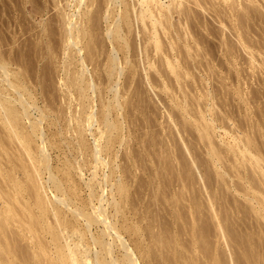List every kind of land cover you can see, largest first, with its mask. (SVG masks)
<instances>
[{"label":"rangeland","instance_id":"1","mask_svg":"<svg viewBox=\"0 0 264 264\" xmlns=\"http://www.w3.org/2000/svg\"><path fill=\"white\" fill-rule=\"evenodd\" d=\"M67 1L68 0H0V55L2 54L1 56H3L5 54V56H6V57L4 56V58H2L4 60H2L1 57H0V60L3 61V62L5 61L6 65L7 64L9 65L7 68H9L8 69L9 72L11 71L10 74H14L17 71H18L17 73H19L22 70L23 75L26 74L28 76V77L27 76H23L21 74V77H24V78L26 77L27 79H24L25 81H23V78L21 79V77H18V78H20V80H22V81H19V79L17 78V76H20V75H18V74H16L17 76L16 75H11V77L9 75L8 79L11 80L12 82H13V80L15 78H17V80H18L17 82L18 83L19 82H22V83H19V86L20 87L18 86V83L17 84L16 83H13V84H16L17 85L16 87H10V85H7L6 86L4 83H2L3 81L5 82L7 79L5 80V78L1 77L2 76V73H0V75H1L0 76L1 77L0 80L1 79L3 80L0 83V90H1L0 96L3 94V98L1 96L2 99L0 98V102L3 99H4V101L7 100V98L9 97V95H10L11 98L12 97H14V98L17 97L18 98V96H15V95H18V94H16V92L14 91V88H18V87L21 88L24 84H26L27 86L24 85L23 87L26 86V88H27V90L29 92L31 90L30 93H32V95H33V97L30 99L32 101L31 103L34 102V104H33V105H35L34 107H38V110H35V108L34 109L33 108L31 109V112H32L31 114L33 116V117H31L32 120H35V118L40 117V114H41L40 112L41 111L42 112H45V114L48 115V117H49V118H47V120L45 119L43 121L42 127L45 126L44 129H45L46 137L48 138V140H51V138L53 137L52 140H53V142L55 141L54 143L52 141L51 142L49 141L50 144L48 145V147H49L50 145L52 146V145L55 144L54 146L56 147L55 148L54 146H52L53 148L52 147L48 148V149H52V151L49 152V155L50 154L52 155V158L50 156L51 160L49 161V164H51V166L53 165L52 166V169L54 168V169H57V171H58L59 168H61V166L63 167V166H65V164L66 165H69V164H67L68 162H66L67 160L65 161V158H72L73 159L72 156L75 155V154H77V152H74V154H73L71 151H72V148H73V145H74V143H73V135H76L73 132V126L76 127V124H77V123L74 124V122H77V120L73 122V115L75 116L76 112L80 109L79 106H81L84 103H86V104H84V106H86V108L84 110L85 111L84 112V117H87V115H86L87 113L86 112L90 113L91 111H93L92 108L90 110V107L87 108V106H90V104H92V106H93V104L94 105L97 104L98 100L101 99L99 101L100 103H98L97 106L98 105H101L102 106V104L104 102L111 103L110 104V106H111L110 107V109H111V115H110L111 116V120L113 122H115V120H120L121 122L119 121V122H115V123L117 125H119V123H120L121 126L120 125L119 126L120 127H123V129H124L123 130L121 128L123 130V132L120 129V131L117 132V134L115 133L117 135V138H116L115 142L116 143L118 142L117 144H119L121 142V140H122L121 139L122 138L121 135L124 134L126 136V137L123 136V137H125V142L123 143V145L121 147L119 145H117V144H115L114 147H113V150L115 149L114 150L115 153H116V150L119 151V158L118 159H113L114 158L113 157L114 156V153H112L113 156H108V161L111 160L109 162H112V160H113L117 164L120 163V168L117 169L118 171L116 170V173L117 174H120V173L123 174L125 172L122 175L123 182L126 183V182L129 181L130 183H132V184H130L128 182L126 184L129 185V186H126L125 185L126 188H127V190H130L129 192H131V193H128V195H129V197H128V199H129L128 200L129 201V205H131V206L136 205V206H134L136 208H134V207L133 208L136 209L135 212H137V214L139 213V215H137V220H138V217H139V219L140 218L141 219L144 218V220H142V221L140 220L142 223H140V221L138 222V221H131L130 220L131 221L130 222L128 220L125 223L123 222L124 223L123 227L121 226L122 228L125 227L123 229V230L126 229L125 230L126 232L123 231L124 232V235L126 236L127 241L131 244V247L135 250V254L139 257V259H140V261H141L142 264H172V263L173 264H188L189 261L187 263H185L186 260L188 259V260L192 261V258L193 257L190 259L191 256L188 257L187 255L190 254V255L193 256L192 253H194L196 251H198L197 252L199 254L198 257L199 256L201 257V258L199 257V260L201 261V259H204L205 258L204 253H203V255H202V253H199L200 252L199 250H201L202 252H205V250H204L205 249V247H204L205 246L204 245L205 240L204 239H207L208 240L206 246H208L210 249H214V250L217 249L216 251H218V249H219V252L221 251L220 253H223L221 255L229 254L228 253V251L230 250L229 247H228V249L225 250V251L228 250L227 252H225V253L223 252L224 251V247L226 246L225 245L226 242L223 241V240L224 239L225 240H227V239L230 240L229 237H228V236H231V235H228L229 234V230H230V234H233L232 232H234V235H235V232H236L237 236H238V233L239 232L242 233V230H245L244 232L247 231L246 232L245 239H247L246 237L250 238L252 236V234L256 231L253 234L254 241L256 242V240H257V242H258V243H256L257 244L256 245V248L258 249L259 248L258 246H261V247L263 246L262 247L263 249L260 248L261 249L260 251H261V253H264V252H262V251H264V233H263L264 232V229H263V227H264L263 226L264 225V219H261L264 216V210H262L263 213L262 212H258L259 211V210L257 211L258 205L257 204L254 205V201L252 200L253 201L252 202L249 198H247V197H249V196H247V193L248 194H251V196L252 195L255 196L258 200L261 199L260 202H262V200H263L262 203L264 204V176H263L264 174L260 170H258V168L256 167V166H258L257 163L254 164L255 162H250V161H252L251 159L249 161L250 163L247 161V159L249 160L250 155H249V158H248V155H247V157H246L247 159H245V160L243 159L245 161L244 164L246 166L244 165V167H243V165H241L242 166V168H241L239 166V163H237L238 161H235L236 159H238L235 156L238 155V154H240V150H237V151L235 150V153L236 154H234L233 153L234 150L230 149L231 143H233V140H232L233 138L231 137V139H230V137L227 136L228 139H230V140H228L227 137L225 136L226 135V132L228 134L231 133L229 135L235 137V139L237 138L236 140L238 142H241V139L240 138H242V137H243L242 139L244 140V142H246L245 140L251 139L250 140V143L247 144V145H249L250 148H251V146L254 145L253 146L254 149L256 148L257 150H252V151L257 154L258 158L259 157L261 158L262 155L260 156V154H263L264 155V151H263L264 150L263 149L264 148V62L262 61V60H264V58L262 59V56L264 55V33H263L264 32V0H260V1L257 0L259 2H257L256 0H254V1H256V3L253 1V5L250 4L252 2H248L247 0H244V2H243V0H239V2H240L239 5L242 6V4L245 3V7L243 6L244 8H247L246 5L247 6H252V9L253 10L251 9V7H250V10L247 9L248 10V12H247L248 14L251 13V10H252V12H253V13H251L252 15L251 14H249V15L246 14L245 15L246 12H244V11H243V13H241L243 7L241 8V6H239V7L237 6L239 8L238 9L236 7V5H238V4L237 3H236V5L233 4L234 2H236L238 0H235V1H233V0L231 1L230 0L229 1L230 4L228 3V5H229L230 8L228 7L227 3H226V5H227L228 8H226L225 3H223V2H225L224 0H222V1L221 0H211V1L210 0H201L202 3H203V5H204V7L201 5L202 3L199 4V3L191 2L193 0H191V1L189 0L190 2H189L188 7H191V8H188L187 7L189 10L186 9L187 12H185V13L188 14L187 15L188 17L190 16L189 13H191L192 11H193L192 13H195L196 15H194V17L193 16L192 17L190 16L191 22H190L189 18L187 19L189 21H187V23H185V25L187 26V24L190 22L188 24V27H186V26L184 27V24L182 25L180 19L178 18L180 16L175 15L174 21L177 22L179 20L180 23H178L179 22L178 21L174 25L175 27L174 26H173V28L170 27V29H173V30H170V31L172 32L171 35H173L174 39H175V36L176 37L181 36L180 37V40L178 38L175 39V40L178 39V41H176V43H174V44H177L178 43V45H175V46L176 47L179 46L177 48L180 49V50H182L183 52L185 51V50H183V48L186 45L190 46L189 44H192L193 43L194 46H195V43H194L195 40L194 39H196V40L199 41V43L197 41H195V42H197V44H196V46L198 47L197 49L202 50V52L201 51H198V52H200L202 54V56H200L201 54L198 53L197 50L194 51V49H196V47H194L193 44H192L193 47L191 46L192 49L190 50V52H193L194 51L193 54H195V52H197L192 57V59L194 58L195 61L191 60V57H189V55H191L192 53L191 54H188L189 51H188L187 48H186V51L184 52V53H187V55H188L187 57L184 56L185 54L182 51H179V50L178 51H179V54L182 53L180 55H182V56L185 57V58L182 57V58H184V59H182V61L185 60V62H188L189 65L193 64V67H194L196 65L195 63H196V60H197V63H199L200 65L197 64L196 66H201V68L198 67L201 70L196 69L195 67H194L195 68L194 69L192 67L191 69L192 70L194 69L192 71L190 69L191 66L189 67L188 64H187V66L189 67V68L187 67L188 70H191L192 71V75H195L193 77L191 75L188 77L186 75L187 74L186 73L187 71H186V68H185L186 65H184L185 67L183 68V70L185 69V73L186 74L184 75V73H183L184 71L182 72V69H181V73H183L184 78L186 76V78H185L186 80L183 78L184 80L181 81V79L183 77L182 76L181 79H180V81H178L179 83H176L177 82V79L175 80V78H174L175 76L173 77V76H171V74H169L170 71L168 69L166 70L165 69L166 67L163 68L164 69L163 70V73L162 72L159 73L160 75H162V74L164 75L165 74V76L163 78H161V76H158L159 70L162 71V69L157 68V67L161 63H164V64H161L162 67H164L166 65L165 64V61H164L165 56H164V54H161V55H163L161 57L162 58L164 57L163 58V61L164 62H162L161 61L162 58L161 57H158L160 55H158V54L155 55V53H153V49H152L151 45L149 47L151 49V50L149 49L150 56L152 57V54H154L153 59L154 60H157L158 58L159 59L161 58L160 59L161 62H159L160 64L158 66H156V68L159 69L158 72H156L154 70V68L153 69L150 68L151 70L150 69L147 70L148 71V74H147V71H145V69H148V67H147L148 64H147V60H144V58L146 56V53L143 50L144 49L143 47H145V45H146L145 40H144L146 34L143 35L144 32L142 30L143 28L141 27L142 25L138 24L137 22H135V23L133 22L134 23L133 24L132 21H134V20H132V19H134V18H131V24H132L131 30L132 31L135 30V31L134 32H132V31L130 32V34H132V35L129 34L130 35V37H129L130 39L129 40L131 41L130 44H134V45L137 44V45L136 46L133 45L134 48H135V52L136 53L134 52V54H131L130 56L132 58L131 59L132 64L134 66H136V68L137 67L138 68L137 69H134L135 67L132 66V64H128V66L131 65L130 68L131 67L132 68L134 67L133 68L135 70V71L133 70L134 73H136L137 71L138 72L136 73L137 74L136 76H135V74L134 75L131 74L132 73L131 72L132 70H130V68H128V66L126 65V70L127 69L128 70L125 71V72L128 73V76L131 74L132 77H134V76L135 77L132 78V77H130L131 76L130 75L129 78L132 79V80H129L128 81L130 83L127 84V85L122 84V83H125L126 81L125 82H123V81L124 80H127V78H128L127 77V74L125 73L126 76L123 75L122 79L125 78V77L126 78L124 80L121 79L122 81L120 80L119 83L117 82L119 84L117 86V88H119V93H120V99H119V101L121 102V104H123V109L122 110L124 112L123 111H121V112L118 111L117 108L113 109V107H116L114 105V102H113V99H112L113 98V95H112V93H109V91L105 89V88L109 87L108 84L110 85V83L109 82H106L107 80L104 77L103 78H100V79L102 81L103 80H106V81L105 82L103 81V83H101V80H99L98 83H100V85H101V86L99 85V88L102 87V85L105 84V83H106V87L104 85V87L103 88H100V90L98 92L96 91V93H100L99 94L100 98H96V100L90 99L91 98L90 97V94L92 93V95L94 96V93L92 91H89V93L87 92L88 94H86V91L85 92L82 91L81 88H80V90H81L82 94L77 93V91L78 92H80V91L78 90L79 88H77V87H79L78 82L76 83L78 86L74 84L77 81V80H75L76 79V76H74V75L75 74L77 75V73H75V71L77 72V70H79V69L76 68L77 66L74 67L73 62H72L73 61L72 57L74 55L73 53H75V52H73V47H70V49H68V52H67V50H65V48H66V43L65 42H66V39L67 38L66 37H63L66 34L63 35L65 32L63 33V31H62V30H64L66 28V26L64 24L65 22L63 21L64 20V17H66L65 15L67 14V12L69 14H73V0H69L70 2L69 1L67 2ZM241 1L243 2L242 4H241ZM133 2H132V0H128V3L130 5L129 6L130 9H131V6H134L133 4H135V1L134 0H133ZM186 3H188V2H185V6H186ZM193 3H195L196 5H193ZM231 3L235 6V8H236L235 11H233L234 8L231 5ZM254 3H255L256 6L254 5ZM197 4H199L201 6L199 7V6H197ZM95 6H96V4L94 5V7ZM231 7H232V11H233L234 14L237 13V11L239 12V10H240L241 12H239V14H241V16L244 15L245 16V17L243 16L244 18L250 17V18H247L246 20L244 19L245 20V23L247 22V20H249L248 23H246V26H247V24L249 25L247 27L250 28V26L252 25V28H250L251 30L250 29H247V27L244 26L245 29H246V30L244 29L246 31V33H247V30L248 31L250 30V33L248 32L247 33L248 34L247 36L245 34L246 37L243 35L245 37L244 40H247V42H248V40H250V41L252 40L253 41V44H252V41L251 42L249 41V42H250L251 45H254V46L251 47V45H249V43L247 44V42H246L248 49L245 48L241 44V42H240V44L237 43V40L238 39H236L237 37L234 36V34H236L235 33L236 30H234V32L232 34V29L231 28H234V26H232V23L233 22H228V21H231V17L230 16L233 14L232 11L230 10ZM95 8H93V11L96 10ZM254 8H256V9H254ZM244 10L247 11L246 9H244ZM207 11H208V13H207ZM229 11H231V12H229ZM213 12H215V14ZM218 12L221 13L220 15H222V17L221 16L220 17L218 16V14H219ZM64 13H65V15H64ZM216 13H218V14L216 15ZM230 13H231V15H230ZM259 13H260V15H259ZM235 15L237 16L238 13L235 14ZM241 16L238 15L239 18H242L243 19V17H241ZM133 17H135V16H133ZM61 18H63V20ZM224 18H226L225 20L226 21L228 20V21L225 22ZM192 19H195V20H192ZM221 19H223L224 22ZM241 20L238 19V22L237 23H240L241 24L242 23ZM249 22H250V24H249ZM245 23L243 25H245ZM139 25H140V28H142V29H140L138 27ZM179 25H180V27H176V26H179ZM189 25H191V26H189ZM241 25H240V27H241ZM257 25H259V26H257ZM181 26H183L184 28H186V30L185 29L183 30V27H181ZM226 26H229L230 28L229 27H226ZM100 27H101L100 29L105 30L107 28V23L105 21L104 22H100ZM180 28H182V29H180ZM187 28L188 29L189 28L191 29L190 32L192 30H193L192 32L195 31L194 32L195 35L191 34L192 32L189 33V31H187L188 30ZM241 28L243 29V27H241ZM177 29L179 31L182 30V31H180L181 35L178 34L179 31ZM253 29L255 30L254 32H253ZM244 30L241 31V32L242 33L245 32ZM101 31H99V32H101ZM170 31L168 30V32H170ZM177 31H178V33H176ZM186 31L188 32L187 34H188V36H190V39H188L189 37L187 35L186 36L188 38L185 36V32ZM161 32H162V30H161ZM138 33H140V34H138ZM223 33H224V35H223ZM133 34H135V35H133ZM182 34H184V36H182ZM161 35H163L161 37L163 39H165V40H163L161 38L163 40L162 42H165V45L164 46L170 45V43H171L170 40L171 41L173 40V38L171 39V37H170L171 35L165 34V35H167V36H165L164 33L161 34ZM194 36L197 37V38H195ZM205 36L207 37V39H206ZM221 36H225L224 37V40L227 37L228 40H229V42H231L232 44L231 43L230 44L227 43L228 42L227 38H226L227 41H223L222 40L223 37L221 38ZM166 37H168V38H166ZM169 37H170V40H168ZM247 37H250V38H247ZM63 38H65V39H63ZM185 38L187 39V42L185 40H184V42H183V40H181V39H185ZM133 39H134V41H133ZM175 40H173V42H175ZM47 41H49V42H47ZM188 41H190V43ZM261 41H263V43ZM140 42L142 44H140ZM185 42H186V44H184ZM200 42H202L201 45L203 44L201 48L199 47V46H201V45H199ZM221 42H226L227 43V46L229 47V45H230V47L229 48L228 47H225L226 46V43L225 44L222 43L223 46H224V48H226V51H225L222 48L223 46L221 45ZM238 42H239V40H238ZM254 43L257 45L256 46L257 48H253V47H255V44ZM233 44H234L235 47L234 46H231ZM259 45L260 46L262 45V46L260 47ZM20 47L22 48L23 52L18 53L19 50L21 51V48ZM180 47H183V48H180ZM242 47H244V51H243V48ZM139 48H141V49H139ZM205 48L207 50H205ZM230 48H232L231 49L232 51H230V53L233 56L231 54H229V52L227 51ZM249 48L251 50H249ZM259 48H260V50H259ZM16 49H17V51H16ZM221 49L223 51H225V54L226 55L224 54V52ZM245 49H246V51H245ZM256 49H258L259 51L256 50ZM142 50L144 51L145 54L142 52ZM166 50H167V46H166ZM234 50L235 51L237 50L239 53L237 51L236 52L239 55L236 54V52ZM247 50L250 51V52H248ZM64 51L67 52V53H69L68 56H67V54H66V56H64L65 55ZM104 51H106V50L104 49ZM151 51H152V53H150ZM233 51H234V53H235L236 56L238 55L237 57L234 56ZM3 52H4V54H3ZM10 52L12 53V55H11ZM244 52H248V54L249 53H252V52H255V55H253V56L256 57V58H254V59H256V61H254V59L251 57L252 54H249V57L251 59H253V60H251L250 58H247L248 57L247 56L246 57V61H248L247 59H250L251 61L249 60V63L252 62V64L251 63L248 64V62L245 63V61L243 60L245 57L243 58L242 56H240V55H245L246 56V54ZM259 52H262V53H259ZM16 53H18V54H16ZM22 53H26V54H24V56H23ZM227 53L229 54L230 58L232 59V60L231 59L230 60L231 61H234L233 63H234L235 66H237L236 68L233 67L232 62L229 60V56H228ZM7 54H8V56H9L10 59L7 57ZM207 54H212V56H211L212 58L209 55H207ZM69 55H71L72 57H70ZM205 55H207L209 57H207ZM10 56L11 57L13 56L12 57L13 59ZM156 56L158 58H156ZM197 56L198 57L200 56L201 58L199 57V59H198ZM239 56H240L241 59H239ZM206 57L208 58V60L210 58L211 59V62L214 61L215 64H213L214 62L213 63L210 62L209 65H206L208 63L207 62L208 60H206ZM104 58H105V56H104ZM106 58H107V56H106ZM236 58H238V59H236ZM180 59H181V57H180ZM186 59H187V61H186ZM201 59H203V61L205 63V67H204V63H200V62H202ZM15 60H18V62L15 61ZM101 60L103 61V63L105 62V59L103 60V58L102 59L100 58V63L102 62ZM188 60H190V61H188ZM227 60L230 61L231 64L228 63ZM237 60L240 61L241 63L238 62ZM11 61H13V62H11ZM133 61H135V63H133ZM261 61H262V64H261ZM3 62H1V63H3ZM15 62H17V63H15ZM71 62H72V65H70ZM154 62H156V61H154ZM185 62H184V64H186ZM189 62H192V63L190 64ZM255 62H257V63H255ZM103 63L102 64H99V63H96L95 64L94 62L93 63L90 62V66H89L90 68H89V70H90V72L93 71V70H95L96 75L98 73L97 80L99 79V73H100L99 70L105 69V66L103 65ZM235 63H237L238 65H236ZM157 64L158 63L156 62V65ZM95 65H96V68L94 67ZM97 65H98V67H97ZM99 65H102V67H104V68H102ZM211 65H213L212 68H211L212 71L210 70L211 71L210 74L207 75L209 73L208 72L209 71L208 69L211 67ZM251 65H254V66H251ZM261 65H263V66H261ZM206 66H208V67L210 66V67L209 68L208 67L206 68ZM44 67H45V69H44ZM144 67H145V69H144ZM203 67L206 68L208 71L205 70V69H203ZM213 67L216 68L215 71H217L219 75H217V72H214L213 73V71H214ZM92 68H93V70H92ZM237 68L239 69V71H238ZM25 69H26V71H25ZM102 70H101V73H102ZM165 70L168 71L167 72L168 75L166 74ZM202 70H204V71L202 72ZM96 71H98V72H96ZM128 71H130V73ZM237 71L240 74H237L238 73ZM73 72L75 73L74 75H73ZM93 73L94 72H92V74ZM149 73L151 74V78H150L151 80L150 79L148 80V77H150L149 76L150 75ZM141 74H143V75H141ZM166 75L168 77V80L166 78ZM228 75H229V77H228ZM73 76H74V79L71 78ZM94 77L96 78L95 75H94ZM155 79H158V80H155ZM26 80H27V82H26ZM97 80H96V82H97ZM170 80L172 81L171 83H173V84L170 83ZM14 81L16 82V80H14ZM168 82H169L170 85L168 84ZM158 83H159V85H158ZM163 83H165V85H167V86L164 87ZM180 83H181L182 86L179 85ZM197 83H198V85H197ZM1 84L2 85H5V86L2 87ZM6 84H8V83H6ZM21 84H23V85L21 86ZM66 85H69V86H66ZM130 85H132L133 87L132 86L130 87ZM73 86H75L76 89H77V90H75V87H74V90H75V93L74 94H73V92H74ZM96 86L98 88V85H96ZM170 86H172V89H170L171 88ZM180 86H181L182 89L178 88ZM206 86H207L208 89L206 88ZM6 87H8V88H6ZM127 87L129 88L128 90L126 89ZM162 87L165 88V89L166 88H168V89L165 90ZM4 88H5V91H4ZM11 88H12V91L14 93L11 91ZM2 89H3L4 93H3ZM6 89L7 90L10 89V90H8V92H10V93H8L6 91ZM101 89H105L104 92L105 91L106 92L105 93L104 92L101 93L100 92ZM135 89H136V91H135ZM169 89H170V91H169ZM202 89H203L204 92L202 91ZM209 90H210V92H209ZM107 92H108V94L105 95V96H103ZM5 93L6 94L8 93L9 95L7 94L5 96ZM207 93L210 94V97H209V95ZM83 94H84L83 100L82 99L81 100L78 99V98H81V96ZM101 94H102L103 97H105V101L103 100L104 98L101 97ZM77 95H78L77 99L80 100L82 103L84 101V98L90 99L89 101L88 100L87 101L88 102L91 101V102L88 103L86 101V99H85L86 102L84 101L83 104L82 103L80 104V101H78L74 97V96H77ZM87 95H89V98L86 97ZM206 95H208V96H206ZM72 97L75 98L76 100L73 99ZM208 97H209V99H208ZM14 98H12V99H14ZM29 98H30V96H29ZM34 99H36V101ZM243 99H245V100H243ZM210 100L212 102H210ZM194 102H196V103H194ZM209 105H212V110L208 109L209 108ZM97 106L95 108H97ZM101 106H98V108L95 110L96 113H98V111H99L100 116H102L101 115L102 112L104 113V111L106 110L105 107H103V106L101 107ZM181 106H184L185 107V110L189 106L188 109H187L188 111L186 110V111L182 112L183 107H181ZM100 107L102 108V112H100L101 111L100 110L101 109ZM191 107H193V108H191ZM103 108L105 110H103ZM194 111H196V112H194ZM119 112H120V114L122 113L121 116L119 115ZM123 114H124V116H123ZM204 114L206 115V117H211V118L213 117L215 119L214 121L217 122V123H214V126L216 124V126H215L216 130H215L214 126H213V128H214L213 130L214 131L212 130V133L213 134L210 136V139L213 141L212 143L210 141V146H211V144H213L211 147L214 148V149L217 148L216 151L217 150L219 151V153L221 155V160L224 159L223 162L220 161V164H216L214 162L213 158L210 157V155H208L209 154V145H207V144H209L207 142L208 140H205V139L202 140L201 137H200L199 128L204 129L205 126H203L204 128H202V125H206V123H207L206 121L202 120V117L201 116H204ZM81 116L83 117V114ZM123 117H125V118H123ZM58 118H60V120ZM56 119H57V122L58 123H60V122L61 123L58 124L57 122L56 123L53 122V121H56ZM198 120L199 121L201 120L202 122L201 121L199 122ZM50 121H52L53 124L55 123L54 125H56V126L54 127V125ZM0 122H1V120H0ZM24 122H26L25 123V127H27V129H28V125H29L28 124V121L26 120ZM69 122H70V124H69ZM122 122H123V124H122ZM221 123H222V125H221ZM48 124H50V125H48ZM196 125H198V126H196ZM0 126H2V125H0ZM57 126H59V127L61 126L62 128L61 127L59 128ZM2 128H3V126H2ZM59 129H60V131H63V132H61V133H60V131L59 132H56V130H59ZM69 129L71 131L68 132ZM0 130H2L1 127H0ZM3 130H4V128H3ZM64 130H65V132H64ZM58 133H60L59 135H61L60 137L62 138V140L64 142L61 140V138L58 140V138H59ZM118 133H119V136H118ZM121 133H123V134H121ZM3 134L0 133V136L2 135V137H3ZM54 134H55V137H54ZM51 135H53V136H51ZM62 135H63V137H62ZM116 135H115V137H116ZM5 136L3 138H5ZM85 136L86 137L84 139L86 140L87 144H88L89 141H93V139H94L91 136H88V134L87 135L85 134ZM2 137L0 138V140L1 141H3V140L5 141V139H6V142H7V138L3 139ZM86 138H88V139H86ZM222 139H224L226 141H224ZM56 140L59 143L62 141L63 142L62 145H64V144L66 145L67 144V146L68 145L69 146L68 147H66V146H63L62 147V145L59 144L58 146L59 147H62V148L61 149L58 148L60 150H57V145H56L57 142H56ZM65 140L66 141H69V142L72 141L71 143L73 145L72 144H68V142H66ZM243 140H242L241 144L238 143L241 146V147L240 146L239 147L242 148V149H244V147L246 146V144L243 142ZM6 142H4V143H6ZM248 142H246V143H248ZM254 142H255V144H257L258 147L254 144ZM15 143L16 142H14V143L12 142V144H10L8 148H10L11 145H13L12 148H15L16 147V149H17L18 143L14 147V144ZM33 143L34 144L35 143H38V145L40 146V142H38V140H35V142H33ZM33 143H32V145H34ZM90 143H91V145H90ZM90 143L88 144L89 146H92L94 144L92 142H90ZM244 144H245V146H244ZM250 144H251V146H250ZM19 145H18V149H17V154L19 156H21L26 151L23 150L22 147H21V150H20L19 147L21 145L20 146ZM38 145H36V147ZM70 145H71L72 148L70 147ZM6 146H8V145H6ZM33 147L36 148L35 146H33ZM161 147H163V148H161ZM12 148H11V152H12ZM37 148H39V147H37ZM54 148L56 149V151H55ZM70 148H71V150H69ZM16 149H13V150H16ZM152 149H154V150H152ZM235 149H237V148H235ZM18 150H20L21 153L23 151H25V152L23 154H21V153H18V152H20ZM257 151H259L260 154H258ZM13 152L11 153V155H13L15 157L16 154L13 153ZM70 152L72 153V155H71ZM66 154H67V156H66ZM149 154H150V156H149ZM18 155L15 157V158H17L15 160H12V159H14V157L11 158V160L13 162H15L16 160L18 161L15 164L19 163V165H20V164H22V162H26L27 161L26 158H23V157H26L25 154L23 156H21V157H19ZM222 156H223V158H222ZM104 157L107 158V154H105ZM109 157L110 158L113 157V158L110 159ZM234 157H235V159L233 160ZM262 157L263 158H261V159L264 160V156H262ZM18 158H19V160L21 158H22V160L23 159H26V161L25 160L19 161ZM87 158L91 160V158H89V157H87ZM90 160H87L88 163H90ZM51 161H52V163H51ZM62 162L63 163L66 162V163L63 164ZM71 162H73V161H71ZM81 162L83 163V161H81ZM27 163L29 165V161ZM27 163H23V164L26 165ZM116 163H115V165H116ZM246 163L248 164V166H247ZM263 163H264V161L262 162V164ZM112 164H113V162L111 163V165ZM219 165H220V167H219ZM112 166H114V164ZM132 166H134V167H132ZM30 167H31V165H30ZM57 167H59V168H57ZM88 167L90 168L91 166H88ZM88 167H85V170L86 171H85V176H84V179H83L84 181L83 180L81 181L80 180V177L77 176L78 174H75L76 173L75 170H73V169L70 170V171L73 170L72 173H74V171H75L74 176H76L75 177L76 178V181H78V183H80L82 185H85L84 184L85 181L88 182V180H90L91 177H92V174H91V172H90V170H89ZM163 167H164V169H163ZM236 167H238V168H236ZM31 168L33 169V167H31ZM54 169H53V171L54 172H57ZM120 169H122V171ZM237 169H238V171H237ZM61 170H62V168L60 169V172L61 173H58L57 172V174H59L60 176L62 175V172L65 169L62 170V171ZM183 170H184V174L181 172ZM151 172H152V175H151ZM241 173H242V177L243 178L240 175ZM181 174L186 179L182 178L183 176ZM261 174H263V175H261ZM243 175H245V176H243ZM115 177H113V180L112 181L115 180ZM249 177L250 178L253 177V179H251V180L253 181V183L256 186H258L260 188V190H259V188H255L254 187L255 185H254V186H252V188H253V189H251L252 191L249 190V192H248V190H247V193H246V189L248 188V185L247 184H249V182L252 183V181H249ZM46 178H48V175H47ZM244 178H248V180H246ZM117 179L119 180V178H116L115 183H118L117 182L118 181ZM127 179H129V180H127ZM131 179H132V182H131ZM260 179H261V181H260ZM122 180H121V182H122ZM182 180H185V183ZM149 181H151V182H149ZM256 181L258 182L259 185L260 184L261 185L259 186ZM238 182H240V183H238ZM124 183H123V185H124ZM184 184L186 185V187H185ZM240 184L243 187L246 185L244 188H246V187L247 188L246 189H243V187ZM235 185L237 186V189H236V186ZM129 187H131V188H129ZM157 189H159V190H157ZM256 189H258V190H256ZM253 190H254L255 193L253 192ZM149 191H152V192H149ZM243 191H245V192H243ZM238 192H240V194ZM84 193H83L84 196H88L87 195L88 192H84ZM141 193H142V195H141ZM157 196H158V198H157ZM134 200H135V202H134ZM248 200L250 202H248ZM131 201H132V203L134 202L133 203L134 205L131 204ZM166 201H167V203H166ZM148 204H150V205H148ZM196 205L197 206L199 205V206L197 207ZM159 207H161V208H159ZM144 208H145V210H144ZM253 208L254 209L256 208V209L254 210ZM263 208H264V206H263ZM244 209H246V210H244ZM142 211L144 212L143 214H142ZM145 213L147 215H149V216L152 215L150 217L155 222L151 221L149 219L150 218L149 216H147V215L145 216ZM178 213H179V215H178ZM131 215L132 214L130 213V215H129L130 218L133 217V215L132 216ZM172 215H173V217H172ZM177 216L180 217V219L177 218ZM146 217H147V220H149V222H150L149 224L151 226L148 224V221L145 220ZM247 217H248V219H247ZM165 218H166V220H165ZM255 218H257V219H255ZM243 220L246 221V222H248V221L249 222L246 223ZM133 222L135 224H137V225L133 224ZM152 222H153V224L155 223L154 225L156 227L158 225V227L157 228L155 227L153 229L154 226L152 225ZM220 222H222L221 224H224L226 227L223 225L224 228L222 226V229H219V227L221 226V224L219 225ZM127 223L129 224V226H126ZM225 223H227V224H225ZM245 223L247 225H250V227L252 226L253 229H252V227L250 229L247 225H244ZM146 224H148V225H146ZM235 224H236L237 227L235 226ZM260 224L261 225L263 224L262 225L263 227ZM130 225L132 226V228L130 227ZM140 225L142 226V228H141ZM218 225H219V227H218ZM238 225H241L243 229L240 226H238ZM133 226L135 228H137V226H138V227H140V229L138 228L136 230ZM254 226L255 227L256 226L261 227V229L260 228H254ZM126 227L127 228H130V229H128L129 232H127V228ZM144 227H145V230L143 229ZM227 227H228V229H225ZM238 228H241L242 230H240ZM134 230H136V231H134ZM220 230L221 231L223 230V231L221 232ZM260 230H261L262 233L260 232ZM132 231H134V234H133ZM248 231H250L251 233H248ZM139 232H140V234H139ZM160 232H162V233H160ZM223 232H225V233L227 232L228 234L226 233V235H225V233H223ZM221 233H223L225 236L228 235L227 236L228 238L227 239L224 238L225 236L223 237V234L221 235ZM242 234H240V236ZM247 234H248V236H247ZM131 235H133V237ZM256 235H257V238H256ZM173 236H174V238H173ZM201 236H203V237H201ZM240 236H238L237 238H239ZM156 237L157 238L159 237V239L156 240ZM195 237L198 238V239H200V241H202L201 243L203 245H200V243H197V245H196V242L198 240H196ZM200 237L202 238V240H201ZM216 237H219V238L217 239ZM220 237L222 239L221 241L219 240ZM241 237L244 238V236H241ZM241 237L239 239H241V241L245 243L246 240L245 239H242ZM260 237H261V239H260ZM215 239H217V241H220L219 242L220 244ZM253 239L250 238L246 242L248 243L250 240L253 241ZM160 240H162L164 243L163 242H160V243L157 242V241H160ZM203 240H204V242H203ZM194 241H195V246L192 247L193 244H194L193 243ZM222 241L225 244L222 243ZM252 241H250V242H252ZM165 242H168V244H167L168 246H166V243ZM171 242H173V243H171ZM208 242H209V244H208ZM216 242H217V244H216ZM152 243H153V245H152ZM232 243H234V242H232ZM235 244L236 243H234L232 245L235 246L234 248H237L239 245L237 246V244L236 245ZM139 245H141V246H139ZM232 245H230L231 246L230 247L231 249L233 248ZM162 246H163V248H162ZM165 246H166V248H165ZM220 246L223 247V249H222L223 251L221 250V247ZM254 246H255V244H254ZM201 247H202V249H200ZM195 248H196V250H195ZM209 248H207L206 250L210 251ZM166 249H168L169 251L166 250ZM190 249H193L194 251H191V253H190ZM117 251L118 252H116V253H119V255H117V256L118 257L120 256L119 258H122V256H123L122 255V252L120 253L119 250H117ZM211 251H213V250H211ZM216 251L215 252L213 251L211 253L210 252H207V253H210L209 255L205 252L208 255V258H210L208 260L209 261L211 260V261L208 263L207 262V259L205 258L203 260V262L201 261L198 264H202L204 262H207L208 264H210V263L211 264H214L212 262V259H211L212 257L211 256L214 255V254H217V256L220 255V253H216ZM232 251H233V253L236 256L237 255H240V253L235 252L234 249H232ZM239 251L241 252V250H239ZM260 251L258 250L259 253H260ZM229 252H231V250ZM161 253H162V255H161ZM173 253H174V255H176L175 257L173 255ZM177 253H179V256H177L178 255ZM182 253H183V255H182ZM212 253H214V254H212ZM147 254L150 255V256H148ZM184 254H185V256H187V258H185L186 260H184ZM180 255H182L183 257L180 256ZM194 255H195L194 257H197L196 256V253ZM235 255H234V257H236ZM226 256H227V260H229L228 259L229 258L228 255H225L222 258H225ZM261 256L264 257L263 254H261ZM152 257H153V259H152ZM167 257H171V258H167ZM176 257L177 258L179 257L178 260H175ZM198 257H197V259L196 258H193L194 259L193 260L194 262L192 264H194V263L196 264L197 263L196 261L198 260ZM238 257L240 258L241 256H238ZM168 259H169V261H168ZM241 259L242 258H240V261L242 262ZM221 260H223V259H221ZM244 260H243L242 264L244 263ZM262 260H263V258H262ZM157 261H159V262H157ZM171 261H173V262H171ZM227 262L228 261H225V263H227ZM189 264H191V262H189ZM227 264H229V263H227ZM261 264H264L263 261L261 262Z\"/></svg>","mask_w":264,"mask_h":264},{"label":"bare ground","instance_id":"2","mask_svg":"<svg viewBox=\"0 0 264 264\" xmlns=\"http://www.w3.org/2000/svg\"><path fill=\"white\" fill-rule=\"evenodd\" d=\"M69 1V0H68ZM67 1V2H68ZM135 1V4H133L134 2H133V0H132V4L134 5V6H131V9H130V5H129V3H128V0H73V14H69L67 11V14L65 15V13H64V15L66 16V17H64V20H63V18H61L65 23V26H66V28L64 29V30H62L63 31V35H65V36H63V37H66L67 39H66V48H65V50H67V52H68V49H70V47H73V52H75V53H73L74 55H73V57L71 56V55H69L70 57H72V59H73V65H74V67L75 66H77L76 68H78L79 70H77V72L75 71V73H77V75L73 72V75L74 76H76V79L75 80H77L74 84L75 85H77L76 83L78 82V85H79V87H77V88H79L78 90L81 92V90H80V88L82 89V91H86V94H88L89 93V91H92L93 93H94V96L92 95V93L90 94V99H94V100H96V98H100V96H99V94L100 93H96V91L98 92L99 90H100V88H103L104 87V85H105V87H106V83L105 84H103L102 85V87H100L99 88V85H100V83H98L99 82V80H101L100 78H106V80H103L104 82L106 81V82H109L110 83V85L108 84V86L109 87H107V88H105L106 90H108L109 91V93H112V95H113V102H114V105L116 106V107H113V109H115V108H117L118 109V111H123L122 109H123V104H121V102L119 101V99H120V93H119V88H117V86L119 85L118 83H119V81L122 79V77H123V75L124 76H126V74H127V80H124L125 78H123L122 80H124L123 82H125V83H122V84H125V85H127V84H129L130 82H128L129 80H132L131 78H129V76L131 75V74H135V76L137 75L136 73L138 72H136V73H134V69H137L136 68V66H134L133 64H132V62H131V54H134V52H135V48H134V46H136L137 44H130L131 43V41L129 40L130 38V35H132V34H130V32L132 31L131 30V28H132V24H131V18H134V19H132V20H134V21H132V23L134 22H137L138 24H140V25H142L141 27L143 28H140V25L138 26L140 29H142L143 30V35H145V43H146V45H145V47H143L144 49V51H145V53H146V56L144 55L145 53H144V51L142 50V52L144 53L143 55L145 56V58H144V60H147V64H148V69H145V67H144V69H145V71H147V70H149L150 68L151 69H153L154 68V70L156 71V72H158V70L159 69H157V68H160V69H162V71L161 70H159V72H158V76H161V78H163L164 76H165V74L163 75H160L159 73L160 72H162L163 73V68H165L166 70L168 69L169 71H170V73L169 74H171V76H175L174 78H175V80L177 79V82L176 83H179L178 81H180V79H181V77L183 76V73H184V75L186 74L188 77L191 75L192 77L193 76H195V75H192V71L196 68V69H199V70H201L200 68H201V66H196L197 64L198 65H200L199 63H197V60H196V65L193 67V64H191L192 62H189L191 65H189L188 64V62H185V60H183L186 64H184V62L182 61V59H184L185 57H187L188 55H187V53H184L185 51H186V48L188 49V54H193V52L195 51V50H197V52L198 51H201L202 52V50H200V49H197L198 47L196 46V44H197V42L199 43V41L198 40H196V39H194L195 41H197V42H195L194 41V43H195V46H194V44H193V46L194 47H196V49H194V51L193 52H190V50L192 49L191 48V46H192V44H189L190 46H188V45H186L184 48L183 47H180V48H183V50H185L184 52L182 51V50H180V49H178L177 47H179V46H175V45H178V43L177 44H174V43H176V41H178V39L180 40V37L181 36H178V37H176L175 36V39L176 38H178L177 40H175L174 39V37H173V35H171V31L170 30H173V29H170V27L171 28H173V26L179 21H177V22H175L174 21V19H175V15H178V16H180V17H178L179 19H180V21H181V24L183 25L184 24V27L186 26L185 25V23H187V21H189L190 20V22H191V19H190V16L192 17H194V15H196L195 13H192L191 11V13L193 14H191V13H189L190 14V16L188 17L187 15V13H185V12H187V10L186 9H188V8H191V7H188V5H189V2L191 1H189V0H134ZM211 1V0H210ZM222 1V0H221ZM225 2H223V3H225V5H226V3H227V5H228V3H229V1L230 0H224ZM232 1V0H231ZM233 1H235V0H233ZM248 2H252V3H250V4H252L253 5V1L254 0H247ZM257 1V0H256ZM256 1H254L255 3H256ZM260 1V0H259ZM259 1H257V2H259ZM70 2V1H69ZM185 2H188V3H186V6H185ZM191 2H195V3H199V4H201L202 3V1L201 0H193V1H191ZM243 2H244V0H243ZM242 1H241V4L243 3ZM195 3H193V5H196ZM233 3V2H232ZM231 3V5L233 6V11H235V6L233 5V4H235L236 5V3L238 4V5H236V7L238 6H241V5H239V0L238 1H236V2H234L233 4ZM255 3H254V5H255ZM261 3V2H260ZM96 4V8L94 7V5ZM191 4V3H190ZM199 4H197V6H203L204 7V5H203V3L201 4V5H199ZM222 4V3H221ZM230 4V3H229ZM220 5V4H219ZM227 5H226V8H228L229 7V5H228V7H227ZM249 5V4H248ZM261 5V4H260ZM196 6V7H197ZM245 7V3H243L242 4V6H241V8L242 7ZM256 6V5H255ZM188 7V8H187ZM237 7V8H238ZM243 7V9H242V12L239 10V12H241V13H243V11L244 12H246L245 13V15L246 14H248L247 12H248V10L247 9H249L250 10V7H251V9H252V6H247L246 5V7L247 8H244ZM254 7V6H253ZM93 8H95L96 10L95 11H93ZM195 8V7H194ZM230 8V7H229ZM193 9V8H192ZM203 9V8H202ZM239 9V8H238ZM244 9H246L247 11H245ZM254 9H256V8H254ZM189 10V9H188ZM194 10V9H193ZM206 10V9H205ZM225 10V9H224ZM231 11H232V7H231V9H230ZM253 10V9H252ZM252 10H251V13H253L252 12ZM201 11V10H200ZM231 11H229V12H231ZM233 11H232V13H233ZM258 11V10H257ZM195 12V11H194ZM217 12V11H216ZM223 12V11H222ZM225 12V11H224ZM239 12L237 11V13H238V15H240L241 16V14H239ZM207 13H208V11H207ZM214 14H215V12H213ZM219 13V14H218ZM218 13H216V15L218 14V16L220 17H222V15H220L221 13L220 12H218ZM237 13H235V14H237ZM251 13H249V14H251ZM234 13L231 15V13H230V17H231V21H228V22H233L232 23V26H234V28H231L232 29V34H233V32H234V30H236V34H234V36L235 37H237L236 39H238L239 40V42H238V40H237V43L238 44H240V42H241V44L245 47V48H247V44L249 43V45H251L250 44V42L252 41H250V40H248V42H247V40H244V38L248 35L247 33L249 32L250 33V28H252V25L250 26V28L249 27H247V26H249L248 24H247V26H246V23H248V21L249 20H247V22L245 23V20L247 19V18H250V17H246V18H244L243 16H241V17H243V19L242 18H239L238 17V15L236 16ZM248 14V15H249ZM255 14V13H254ZM247 15V16H248ZM252 15V14H251ZM250 15V16H251ZM259 15H260V13H259ZM263 15V14H262ZM61 16V15H60ZM133 16H135V17H133ZM215 16V15H214ZM201 17V16H200ZM199 17V18H200ZM218 17V18H219ZM252 17V16H251ZM189 18V20H187ZM204 18V17H203ZM228 18V17H227ZM263 18V17H262ZM261 18V19H262ZM226 18H224V20H225ZM238 19L239 20H241L242 21V23L244 22L245 23V25H243L242 23V25L240 24V23H237L238 22ZM245 19V20H244ZM192 20H195V19H192ZM209 20V19H208ZM223 22H224V20L223 19H221ZM106 22L107 23V28L105 29V30H103V29H100L101 27H100V22ZM174 21V22H173ZM180 21L178 22V23H180ZM226 20H225V22H227ZM240 21V22H241ZM189 22V23H190ZM199 22V21H198ZM222 22V23H223ZM62 23V22H61ZM133 23V24H134ZM188 23V24H189ZM196 23V22H195ZM194 23V24H195ZM259 23V22H258ZM188 24H187V26L186 27H188ZM192 24V23H191ZM234 24V25H233ZM249 24H250V22H249ZM257 24V23H256ZM261 24V23H260ZM259 24V25H260ZM178 25V24H177ZM201 25V24H200ZM212 25V24H211ZM224 25V24H223ZM226 25V24H225ZM231 25V24H230ZM240 25H241V27H243V29L240 27ZM259 25H257V26H259ZM134 26V25H133ZM189 26H191V25H189ZM231 26V27H232ZM247 27V29H250L249 31L247 30V33H246V29H245V27ZM261 26V25H260ZM175 27V26H174ZM176 27H180V25L179 26H176ZM181 27H183V26H181ZM183 27V30L185 29L186 30V28H184ZM214 27V26H213ZM220 27V26H219ZM226 27H229V26H226ZM138 28V29H139ZM191 28V27H190ZM188 29L187 31H189V33H191L190 32V30L192 29ZM230 28V27H229ZM43 29V28H42ZM136 29V28H135ZM137 29V30H138ZM176 29V28H175ZM180 29H182V28H180ZM242 29V30H241ZM245 29V30H244ZM263 29V28H262ZM45 30V29H44ZM102 30V31H101ZM161 30H162V32H161ZM168 30L170 31V32H168ZM178 30V29H177ZM219 30V29H218ZM222 30V29H221ZM245 31V32H241V31ZM99 31H101V32H99ZM135 31V30H134ZM134 31H132V32H134ZM175 31V30H174ZM179 31V30H178ZM178 31L176 32V33H178ZM180 31H182V30H180ZM180 31H179V35H181V33H180ZM185 32V36L187 35L188 36V32ZM201 31V30H200ZM212 31V30H211ZM220 31V30H219ZM255 30L253 29V32H254ZM44 32V31H43ZM46 32V31H45ZM195 32V31H194ZM194 32H192L191 34H193V35H195L194 34ZM198 32V31H197ZM227 32V31H226ZM137 33V32H136ZM141 33V32H140ZM140 33H138V34H140ZM164 33V35L165 34H169V35H171L170 37H171V39L173 38V40H175V42H173V40L171 41L170 40V37H169V39L168 40H170V45H166L167 46V50H166V46H164L165 45V42H162L163 40H165V39H163L161 36H163V35H161V34H163ZM206 33V32H205ZM264 33V32H263ZM130 34V35H129ZM190 34V35H191ZM218 34V33H217ZM226 34V33H225ZM245 34H246V36H245ZM46 35V34H45ZM133 35H135V34H133ZM137 35V34H136ZM142 35V34H141ZM142 35V36H143ZM167 35H165V36H167ZM175 35V34H174ZM177 35V34H176ZM197 35V34H196ZM223 35H224V33H223ZM245 37H244V36ZM102 36V37H101ZM141 36V37H142ZM182 36H184V34H182ZM186 36V37H187ZM226 36V35H225ZM225 36H221V38L223 37V41H227L228 40V38H227V40H226V38H225V40H224V37ZM233 36V37H234ZM133 37V36H132ZM189 37V38H188ZM187 38L188 39H190V36H188ZM195 37V36H194ZM206 37V36H205ZM204 37V38H205ZM62 38V37H61ZM163 40H162V39ZM166 38H168V37H166ZM192 38V37H191ZM195 38H197V37H195ZM247 38H250V37H247ZM246 38V39H247ZM261 38V37H260ZM41 39V38H40ZM63 39H65V38H63ZM203 39V38H202ZM206 39H207V37H206ZM218 39V38H217ZM256 39V38H255ZM15 40V39H14ZM142 40V39H141ZM181 40H183V42H184V40L187 42V39L185 38V39H181ZM201 40V39H200ZM133 41H134V39H133ZM132 41V42H133ZM191 41V40H190ZM190 41H188L189 43H190ZM206 41V40H205ZM208 41V40H207ZM221 41V40H220ZM245 41V42H244ZM250 41V42H249ZM259 41V40H258ZM257 41V42H258ZM47 42H49V41H47ZM186 42L184 43V44H186ZM246 42H247V44H246ZM262 43H263V41H261ZM25 43V42H24ZM135 43V42H134ZM164 43V44H163ZM167 43V42H166ZM201 43L202 42H200V44L199 45H201ZM208 43V42H207ZM225 44L226 42H221V45L223 46V44ZM227 43H231V42H229V40H228V42ZM227 43H226V46L225 47H228L227 46ZM260 43V42H259ZM261 43V44H262ZM140 44H142L141 42H140ZM144 44V43H143ZM180 44V43H179ZM219 44V43H218ZM228 44V45H229ZM232 44V43H231ZM252 44H253V41H252ZM255 44V43H254ZM24 45V44H23ZM47 45V44H46ZM65 45V44H64ZM134 45V46H133ZM150 45H151V47H152V49H153V53H155V55H160V56H158V57H161V56H163V55H161V54H164V56H165V59H164V61H165V66L164 67H162L161 66V64H164V63H159V62H164L163 61V58H162V60L160 61V59L156 56V58H158L157 60H154L153 59V57H154V54H152V57L150 56V54H149V47H150ZM198 45V46H199ZM203 45V44H202ZM202 45L201 46H199L200 48L202 47ZM220 45V46H221ZM237 45V44H236ZM248 45V46H249ZM22 46V45H21ZM28 46V45H27ZM37 46V45H36ZM192 46V47H193ZM231 46H234V44L233 45H231ZM252 46H254V45H251V47ZM257 45L255 44V47H253V48H257L256 47ZM260 46V45H259ZM262 46V45H261ZM260 46V47H261ZM19 47V46H18ZM208 47V46H207ZM219 47V46H218ZM229 47H230V45H229ZM228 47V48H229ZM235 47V46H234ZM244 47H242L243 48V51H244ZM250 47V46H249ZM250 47V48H251ZM21 48V47H20ZM215 48V47H214ZM221 48V47H220ZM225 51H226V48H224V46L222 47ZM227 48V49H228ZM233 48V47H232ZM232 48H230L229 50H227L228 52H229V54H231L230 53V51H232L231 49ZM249 48V50H251ZM41 49V48H40ZM72 49V48H71ZM104 49L106 50V51H104ZM139 49H141V48H139ZM203 49V48H202ZM235 49V48H234ZM237 49V48H236ZM248 49V48H247ZM49 50V49H48ZM137 50V49H136ZM151 50V49H150ZM182 51L184 54V56H182V55H180V54H182V53H180L179 54V51ZM205 50H207L206 48H205ZM222 50V49H221ZM256 50H258V49H256ZM259 50H260V48H259ZM258 50V51H259ZM15 51V50H14ZM16 51H17V49H16ZM20 51V50H19ZM18 51V53H21V52H23V50H22V48H21V51L19 52ZM223 51V50H222ZM225 51H223L224 52V54H225ZM235 51V50H234ZM234 51H233V53H234ZM237 51V50H236ZM235 51V52H236ZM245 51H246V49H245ZM248 51V50H247ZM253 51V50H252ZM47 52V51H46ZM67 52H65L64 51V53H65V55L64 56H66V54H67V56H68V54L69 53H67ZM70 52V51H69ZM197 52H195V54L197 53ZM211 52V51H210ZM238 52V51H237ZM236 52V54H238ZM241 52V51H240ZM248 52H250V51H248ZM248 52H244L245 54H246V56L245 55H240V56H242L243 58V60L245 61V63L246 62H248V64H252V62H250L249 63V60L251 59L250 57H249V54H252V58L254 59V58H256L255 56H253V55H255V52H252V53H249L248 54ZM6 53V52H5ZM11 53V52H10ZM18 53H16V54H18ZM43 53V52H42ZM71 53V52H70ZM136 53V52H135ZM150 53H152V51L150 52ZM198 53H200V52H198ZM221 53V52H220ZM259 53H262V52H259ZM258 53V54H259ZM3 54H4V52H3ZM24 54H26V53H22V55L24 56ZM35 54V53H34ZM189 55V57H191V60H193V61H195V59L193 58L192 59V57L195 55V54H193V55ZM201 54V53H200ZM204 54V53H203ZM228 54V53H227ZM229 54H228V56H229ZM241 54V53H240ZM248 54V55H247ZM2 55V54H1ZM0 55V57H1V59L2 58H4V56H5V54L3 55V56H1ZM11 55H12V53H11ZM105 56V58H104V56ZM136 55V54H135ZM134 55V56H135ZM198 55V54H197ZM207 55H209L210 57L212 56V54H207ZM207 55H205V56H207ZM218 55V54H217ZM223 55V54H222ZM226 55V54H225ZM232 55V54H231ZM239 55V54H238ZM237 55V56H238ZM261 55V54H260ZM259 55V56H260ZM41 56V55H40ZM106 56H107V58H106ZM138 56V55H137ZM200 56H202V54L200 55ZM199 56V57H200ZM204 56V57H205ZM209 56H207V57H209ZM233 56V55H232ZM234 56H236L235 55V53H234ZM236 56V57H237ZM240 56H239V59H241L240 58ZM248 56V57H247ZM257 56V55H256ZM264 56V55H263ZM262 56V59L264 58ZM6 57V56H5ZM7 57L9 58V56H8V54H7ZM11 57V56H10ZM13 57V56H12ZM11 57V58H12ZM19 57V56H18ZM36 57V56H35ZM180 57H181V59H180ZM182 57H184V58H182ZM199 57L197 56V58L199 59ZM206 57V60H208V58ZM246 57L247 58H250V59H247L248 61H246ZM100 58L102 59L103 58V60L105 59V62L103 63V61L100 63ZM155 58V59H156ZM196 58V59H197ZM201 58V57H200ZM203 58V57H202ZM212 58V57H211ZM233 58V57H232ZM10 59V58H9ZM13 59V58H12ZM17 59V58H16ZM22 59V58H21ZM188 59V58H187ZM187 59H186V61H187ZM190 59V58H189ZM216 59V58H215ZM228 59V58H227ZM231 58H230V56H229V60H230ZM236 59H238V58H236ZM253 59H251V60H253ZM2 60H4V59H2ZM8 60V59H7ZM66 60V59H65ZM136 60V59H135ZM143 60V59H142ZM202 60V62H200V63H204V61H203V59H201ZM200 60V61H201ZM232 60V59H231ZM230 60V61H231ZM250 60V61H251ZM14 61V60H13ZM13 61H11V62H13ZM15 61H17L18 62V60H15ZM21 61V60H20ZM99 61V62H98ZM154 61H156L158 64L156 65V62H154ZM188 61H190V60H188ZM199 61V60H198ZM213 61V60H212ZM228 61V60H227ZM228 61V63H230L231 64V62H232V65H233V67H237V66H235L234 65V61ZM238 61V60H237ZM254 61H256V59H254ZM260 61V60H259ZM263 62H264V60H262ZM262 61H261V64H262ZM1 62H3V61H1L0 60V73H2V76L1 77H3V78H5V80L7 81H3L2 79L0 80V83L2 82V83H4L6 86L7 85H10V87H16L17 85V78L18 77H21V74L23 75V73H22V70L19 72V73H14V74H10V72H9V68H7L9 65L7 64L6 65V63H5V61L3 62V63H1ZM7 62V61H6ZM10 62V63H11ZM17 62H15V63H17ZM68 62V61H67ZM72 62H71V64L70 65H72ZM90 62H94L95 64L96 63H99V64H102L103 63V65L105 66V69H101L100 67V69L102 70V73H101V70H99V79L97 80V76H98V73H97V75H96V73H95V70H93V68L95 67L96 68V65L92 68V70L93 71H91L90 72V70H89V66H90ZM139 62V61H138ZM145 62V61H144ZM143 62V63H144ZM208 63L206 64V65H209V63L211 62V59L209 58V60L207 61ZM214 62V61H213ZM213 62H211V63H213ZM236 62V61H235ZM238 62H240V61H238ZM8 63V62H7ZM66 63V62H65ZM70 63V62H69ZM133 63H135V61H133ZM241 63V62H240ZM255 63H257V62H255ZM12 64V63H11ZM20 64V63H19ZM76 64V65H75ZM128 64H132V66H134L133 68L131 67L130 68V66H128ZM138 64V63H137ZM136 64V65H137ZM140 64V63H139ZM145 64V63H144ZM160 64V65H159ZM187 64H188V66L190 67V69L193 67L194 69L191 71V70H188V66H187ZM213 64H215V62L213 63ZM219 64V63H218ZM236 65H238L237 63H235ZM23 65V64H22ZM67 65V64H66ZM126 65L128 66V68H130V70H132L131 72V74L128 76V73H126L125 71H127L126 70ZM159 65V66H158ZM184 65H186V67L184 66ZM17 66V65H16ZM68 66V65H67ZM99 66H101L102 67V65H99ZM156 66H158L157 68H156ZM212 66L213 65H211V67L209 68L208 66H206V68L208 67L209 69V71L206 69V68H204L205 67V63H204V67H203V69H205V70H207L206 72L208 73L207 75H209L210 74V72L212 71L211 70V68H212ZM215 66V65H214ZM219 66V65H218ZM221 66V65H220ZM249 66V65H248ZM251 66H254V65H251ZM260 66V65H259ZM261 66H263V65H261ZM22 67V66H21ZM64 67V66H63ZM92 67V66H91ZM97 67H98V65H97ZM186 68V73H185V69L183 70V68ZM188 67V68H187ZM198 67H200V68H198ZM216 67V66H215ZM224 67V66H223ZM222 67V68H223ZM246 67V66H245ZM258 67V66H257ZM11 68V67H10ZM23 68V67H22ZM65 68V67H64ZM102 68H104V67H102ZM157 70H156V69ZM230 68V67H229ZM251 68V67H250ZM24 69V68H23ZM44 69H45V67H44ZM75 69V68H74ZM73 69V70H74ZM150 69V70H151ZM181 69H182V72L183 73H181ZM213 69H214V71H213V73L214 72H217V71H215L216 70V68H214L213 67ZM218 69V68H217ZM220 69V68H219ZM238 69V68H237ZM42 70V69H41ZM76 70V69H75ZM98 70V69H97ZM134 70V71H133ZM165 70V72H166V74H167V72L168 71H166ZM211 70V71H210ZM226 70V69H225ZM231 70V69H230ZM241 70V69H240ZM251 70V69H250ZM25 71H26V69H25ZM24 71V72H25ZM144 71V72H145ZM204 70H202V72H203ZM219 71V70H218ZM221 71V70H220ZM229 71V70H228ZM238 71H239V69H238ZM237 71V72H238ZM242 71V70H241ZM41 72V71H40ZM44 72V71H43ZM92 72H94L93 74H92ZM96 72H98V71H96ZM129 73H130V71H128ZM141 72V71H140ZM164 72V73H165ZM224 72V71H223ZM91 73V74H90ZM126 73V74H125ZM146 73V72H145ZM191 73V74H190ZM212 73V74H213ZM222 73V72H221ZM220 73V74H221ZM16 74H18V75H20V76H17ZM147 74H148V71H147ZM146 74V75H147ZM150 74V73H149ZM182 74V75H181ZM189 74V75H188ZM195 74V73H194ZM237 74H240L239 72L237 73ZM9 75H10V77H11V75H16L17 76V78H15L14 80H16V82L13 80V82L11 81V80H9L8 79V77H9ZM94 75L96 76V78L94 77ZM139 75V74H138ZM141 75H143V74H141ZM157 75V74H156ZM168 75V74H167ZM167 75H166V78H167V80H168V77H167ZM214 75V74H213ZM217 75H219L218 74V72H217ZM15 76V77H16ZM23 76H27L26 74L25 75H23ZM74 76L73 77H71V78H73L74 79ZM134 76V77H135ZM148 76V75H147ZM150 77H148V80L151 78V74L149 75ZM206 76V75H205ZM224 76V75H223ZM240 76V75H239ZM0 77V78H1ZM28 77V76H27ZM130 77H132V75L130 76ZM134 77H132V78H134ZM140 77V76H139ZM170 77V76H169ZM207 77V76H206ZM228 77H229V75H228ZM234 77V76H233ZM237 77V76H236ZM235 77V78H236ZM13 78V77H12ZM23 78V81H25L24 79H27L26 77L24 78V77H21V79ZM41 78V77H40ZM69 78V77H68ZM147 78V77H146ZM156 78V77H155ZM165 78V79H166ZM173 78V79H174ZM184 78V76L182 77V79H181V81L182 80H184L185 78H186V76H185V78ZM209 78V77H208ZM207 78V79H208ZM19 79V81H22V80H20V78H18ZM164 79V80H165ZM210 79V78H209ZM216 79V78H215ZM240 79V78H239ZM74 80V81H75ZM96 80H97V82H96ZM121 80V81H122ZM151 80V79H150ZM155 80H158V79H155ZM174 80V81H175ZM186 80V79H185ZM71 81V80H70ZM103 81L101 80V83H103ZM26 82H27V80H26ZM66 82V81H65ZM118 82V83H117ZM128 82V83H127ZM164 82V81H163ZM167 82V81H166ZM172 81L170 80V83H171ZM184 82V81H183ZM182 82V83H183ZM197 82V81H196ZM6 83H8V84H6ZM13 83H16V84H13ZM19 83H22V82H19ZM19 83H18V86H19ZM98 83V84H97ZM135 83V82H134ZM147 83V82H146ZM156 83V82H155ZM161 83V82H160ZM194 83V82H193ZM199 83V82H198ZM198 83H197V85H198ZM211 83V82H210ZM24 84V83H23ZM23 84H21V86L23 85ZM68 84V83H67ZM167 84V83H166ZM168 84H169V82H168ZM171 84H173V83H171ZM204 84V83H203ZM5 85H2L1 84V86L3 87V86H5ZM24 85H26V84H24ZM23 85V86H24ZM70 85V84H69ZM69 85H66V86H69ZM77 85V86H78ZM96 85H98V88H97V86ZM124 85V86H125ZM158 85H159V83H158ZM163 85H164V87L165 86H167V85H165V83H163ZM170 85V84H169ZM179 85H181V83L179 84ZM233 85V84H232ZM21 87V88H14V91L16 92V94H18V95H15V96H18V98L16 97V98H14V97H12V98H14V99H12L11 97H10V95L8 94V93H10V92H8V90H10V89H6V91L8 92L7 94L9 95V97L7 98V100H5L4 101V99L3 100H1V102H0V120H1V124L0 125H2L3 126V128H4V130H3V128H2V126H0L1 127V129L3 130H0L1 132L0 133H4L5 131V133L3 134V137L5 136V138H7V142H6V139L5 138H3L2 137V135L0 136V138L2 137L3 139H5V141L3 140V141H1L0 140V264H142L141 263V261H140V259H139V257L135 254V250L131 247V244L127 241V239H126V236L124 235V232L123 231H125V230H123L124 228H122L123 227V225H124V223L126 222V221H142V220H144V218L143 219H139V217H138V220H137V215H139V213L137 214V212H135L136 211V209H134V208H136V207H134V206H136V205H134L133 203L135 202V200H134V202L132 203V201H131V204H133L134 206H131V205H129V199H128V197H129V195H128V193H131V192H129L130 190H127V188H126V186H129V185H127L126 183H128V182H126V183H124L123 182V180H122V175L125 173H123V174H117L116 173V170L117 169H119L120 168V163L119 164H117L115 161H113L112 160V162H113V164H114V166H112L111 165V163L112 162H109V161H111V160H109L108 161V156H113L112 155V153H114V158L113 159H118L119 158V151H117L116 150V153H115V149L113 150V147H114V145L115 144H117L116 142H115V140H116V138H117V132H119L120 131V129L122 128L123 129V127H120L121 125H120V123H119V125H117L115 122H119L120 120H115V122H113L112 120H111V109H110V104L111 103H107V102H102L103 104H102V106L103 107H105V109L103 108V110H105L104 111V113L102 112V106L101 105H98V106H101L100 108V112H102V116H100V113H99V111H98V113H96L95 112V110L98 108V106H97V104L98 103H100L99 101L101 100V99H97L98 100V102H97V104H95L96 106H97V108H95L96 106L93 104V106H92V104H90V106H87V108H89L90 107V110H91V108L93 109V111H89L90 113H88V112H86L85 114L87 115V117H84V110H85V108H86V106H84V104H86V103H84V101H85V99L86 98H84V101H83V103L80 101L81 99L83 100V97H84V94L81 96V98H78V99H80V100H78L77 99V97H78V95L77 96H74L78 101H80V104L82 103L83 105H81V106H79L80 107V109L76 112V114H75V116L73 115V122L74 121H76L77 120V122H74V124H76V127L75 126H73V132L76 134V135H73V143H74V145L71 143V142H69V141H66V142H68V144H72L73 145V148L71 147V145H70V147L72 148V153L74 154V152H77V154H75V155H73L72 157H73V159L72 158H65V161L66 162H68L67 164H69V165H66L65 163L66 162H62L63 164H65V166H61V168H62V170H64L63 172H62V175L60 176L59 174H57V172L58 173H61L60 172V169L61 168H59V167H57V168H59V170L57 171V169H54L55 171H57V172H54L53 171V169H52V166H51V164H49V161L51 160V158H52V155L50 154L49 155V152H51L52 151V149H48V148H50V147H52V146H54V145H50L49 147H48V145L50 144V142L52 141L53 142V140H52V138H51V140H48V138L46 137V132H45V129H44V127H42V124H43V121L46 119L47 120V118H49L48 117V115H46L45 114V112H40L41 114H40V117H38V118H35V120H32V118L31 117H33L32 116V112H31V109L33 108H35V110H38V107H34L35 105H33L34 104V102L33 103H31L32 101L30 100L32 97H33V95H32V93H30L31 92V90H30V92L27 90V88H26V86L25 87ZM101 86V85H100ZM132 85H130V87H131ZM138 86V85H137ZM136 86V87H137ZM182 86V85H181ZM181 86L180 87H178V88H180V89H182L181 88ZM201 86V85H200ZM204 86V85H203ZM213 86V85H212ZM1 87V88H2ZM74 87L75 86H73V90H74ZM129 87V86H128ZM126 88L127 90L129 89V88ZM133 87V86H132ZM171 88L170 89H172V86H170ZM186 87V86H185ZM224 87V86H223ZM233 87V86H232ZM6 88H8V87H6ZM163 88V87H162ZM184 88V87H183ZM192 88V87H191ZM206 88H207V86H206ZM205 88V89H206ZM229 88V87H228ZM70 89V88H69ZM98 89V90H97ZM105 89H101V93H103L104 92V90ZM124 89V88H123ZM154 89V88H153ZM163 89H165V88H163ZM168 88H166L165 90H167ZM170 89H169V91H170ZM208 89V88H207ZM218 89V88H217ZM221 89V88H220ZM33 90V89H32ZM75 90H77L76 89V87H75ZM75 90H74V92H73V94L75 93ZM175 90V89H174ZM184 90V89H183ZM182 90V91H183ZM227 90V89H226ZM2 91H3V89H2ZM4 91H5V88H4ZM4 91H3V93H4ZM11 91H12V88H11ZM135 91H136V89H135ZM176 91V90H175ZM188 91V90H187ZM202 91H203V89H202ZM208 91V90H207ZM221 91V90H220ZM13 92V91H12ZM11 92V93H12ZM80 92H78L77 91V93H79V94H82V92L80 93ZM88 92V93H87ZM106 92V91H105ZM104 92V93H105ZM130 92V91H129ZM134 92V91H133ZM144 92V91H143ZM204 92V91H203ZM209 92H210V90H209ZM215 92V91H214ZM0 93H1V90H0ZM14 93V92H13ZM96 93V94H95ZM145 93V92H144ZM193 93V92H192ZM199 93V92H198ZM222 93V92H221ZM6 93H5V96L7 95ZM108 94V92L106 93V94H104L103 96H105V95H107ZM133 94V93H132ZM142 94V93H141ZM208 95H209V97H210V94L209 93H207ZM215 94V93H214ZM12 95V94H11ZM14 95V94H13ZM99 97H98V96ZM131 95V94H130ZM179 95V94H178ZM208 95H206V96H208ZM217 95V94H216ZM2 96V98H3V94L1 95ZM1 96H0V98H1ZM28 96V97H27ZM29 96H30V98H29ZM102 96V94H101V97L102 98H104L103 100L105 101V97H103ZM127 96V95H126ZM140 96V95H139ZM175 96V95H174ZM173 96V97H174ZM86 97H88L89 98V95H87ZM109 97V96H108ZM112 97V96H111ZM171 97V96H170ZM176 97V96H175ZM188 97V96H187ZM186 97V98H187ZM196 97V96H195ZM209 97H208V99H209ZM1 98V99H2ZM6 98V97H5ZM73 98V97H72ZM75 98H73V99H75ZM110 98V97H109ZM172 98V97H171ZM177 98V97H176ZM192 98V97H191ZM75 99V100H76ZM90 99H86V101L88 100H90ZM130 99V98H129ZM138 99V98H137ZM181 99V98H180ZM204 99V98H203ZM35 101H36V99H34ZM111 100V99H110ZM243 100H245V99H243ZM85 101V102H86ZM87 101V102H88ZM128 101V100H127ZM130 101V100H129ZM135 101V100H134ZM193 101V100H192ZM199 101V100H198ZM91 102V101H90ZM90 102H88V103H90ZM94 102V101H93ZM125 102V101H124ZM123 102V103H124ZM186 102V101H185ZM204 102V101H203ZM210 102H212L211 100H210ZM245 102V101H244ZM14 103V104H13ZM87 103V104H88ZM194 103H196V102H194ZM14 106H13V105ZM79 104V103H78ZM189 104V103H188ZM191 104V103H190ZM211 104V103H210ZM89 105V104H88ZM204 105V104H203ZM129 106V105H128ZM134 106V105H133ZM137 106V105H136ZM185 106V105H184ZM184 106H181V107H183V110H182V112H184V111H186L187 109H188V107H187V109L185 110V107ZM215 106V105H214ZM135 107V106H134ZM178 107V106H177ZM199 107V106H198ZM201 107V106H200ZM83 108V109H82ZM191 108H193V107H191ZM208 108V107H207ZM208 109H210V110H212V105H209V108ZM87 110V109H86ZM180 110V111H181ZM194 110V109H193ZM209 110V111H210ZM113 111V110H112ZM188 111V110H187ZM197 111V110H196ZM196 111H194V112H196ZM83 112V113H82ZM120 112H119V115L121 116V114H120ZM124 112V111H123ZM213 112V111H212ZM83 114V117L81 116ZM188 114V113H187ZM192 114V113H191ZM67 115V114H66ZM72 115V114H71ZM123 116H124V114H123ZM189 116V115H188ZM213 116V115H212ZM35 117V116H34ZM83 119H82V118ZM202 117V120H204V121H206L207 123H206V125H202V128H204L203 126H205V128L204 129H201V128H199V133H200V137H201V139L202 140H208L207 142L209 143V144H207V145H209V154L208 155H210V157H212L213 158V160H214V162L216 163V164H220V161H222L223 162V160H221V155H220V153H219V151L217 152L216 151V149H214V148H212L211 146L213 145V144H211V146H210V141H211V143L213 142L211 139H210V136L213 134L212 133V130L215 128V126H216V124H215V126H214V123H217V122H215L214 120V118L212 117H206V115L204 114V116H201ZM123 118H125V117H123ZM59 120H60V118H58ZM113 119V118H112ZM28 121V129H27V127H25V123L26 122H24V121ZM125 120V119H124ZM210 120V121H209ZM24 123H23V122ZM66 121V120H65ZM197 121V120H196ZM199 121V120H198ZM201 121V120H200ZM199 121V122H200ZM50 122H52V121H50ZM53 122H57V119H56V121H53ZM53 122H52V124H53ZM72 122V123H73ZM121 122V121H120ZM127 122V121H126ZM125 122V123H126ZM202 122V121H201ZM220 122V121H219ZM24 125H23V124ZM54 123V124H55ZM58 123V122H57ZM61 123V122H60ZM60 123H58V124H60ZM197 123V122H196ZM51 124V125H52ZM53 124V125H54ZM69 124H70V122H69ZM122 124H123V122H122ZM151 124V123H150ZM203 124V123H202ZM48 125H50V124H48ZM68 125V124H67ZM221 125H222V123H221ZM56 125H54V127H55ZM123 126V125H122ZM125 126V125H124ZM196 126H198V125H196ZM213 126H214V128H213ZM50 127V126H49ZM57 127H59V126H57ZM61 127V126H60ZM59 127V128H60ZM201 127V126H200ZM221 127V126H220ZM51 128V127H50ZM53 128V127H52ZM62 128V127H61ZM96 128V129H95ZM218 128V127H217ZM27 129V130H26ZM49 129V128H48ZM57 129V128H56ZM121 129V130H122ZM96 130V131H95ZM124 130V129H123ZM123 130H122V132H123ZM215 130H216V128H215ZM51 131V130H50ZM60 131V129L59 130H56V132H59ZM69 131H71L70 129L68 130V132ZM214 131V130H213ZM223 131V130H222ZM55 132V133H56ZM61 132H63V131H60V133ZM64 132H65V130H64ZM60 133H58V135L60 134ZM73 133V134H74ZM87 135L88 134V136H91L92 138H94L93 139V141H89L88 142V144L90 143V142H92V143H94L92 146H89L88 144H87V142H86V140L84 139L86 136H85V134ZM116 133V134H115ZM224 133V132H223ZM57 134V133H56ZM121 134H123V133H121ZM229 134H231V133H229ZM227 132H226V137L227 136H229L230 137V139H231V137L233 138L232 140H233V143H231V147H230V149H232V150H234V154H236L235 153V150L237 151V150H240V154H238V155H236L235 157H237L238 159H236L235 161H238L237 163H239V166L242 168V166L241 165H243V167H244V160L245 159H247L246 157H247V155H248V158H249V155H250V158H249V160L247 159V161L249 162L250 161V159L252 160V161H250V162H255L254 164H256L257 163V165L258 166H256L257 168H258V170H260L263 174H264V163L262 164V162L264 161L263 159H261V158H263L262 156H264L263 154H260V152L259 151H257V153L258 154H260V156H261V158L259 159L258 158V156H257V154L255 153V152H253L252 150H257L256 148L254 149V145L253 146H251V144H250V146H251V148L249 147V145H247V144H249L250 143V140L251 139H248V140H245L246 142H248V143H246V142H244V140L242 139V138H240L241 139V142H242V140H243V142L246 144V146H245V144H244V149H242V148H240L241 146L238 144V143H240L241 144V142H238L236 139H235V137H233V136H230ZM115 135H116V137H115ZM51 136H53V135H51ZM61 135H59V138H58V140L61 138L60 137ZM72 136V135H71ZM118 136H119V133H118ZM122 136V140H121V142L119 143V144H117V145H119L120 147L123 145V143L125 142V135L123 134V135H121ZM123 136H125V137H123ZM244 136V135H243ZM54 137H55V134H54ZM58 137V136H57ZM62 137H63V135H62ZM90 138V137H89ZM119 138V137H118ZM221 138V137H220ZM224 138V137H223ZM247 138V137H246ZM50 139V138H49ZM56 139V138H55ZM64 139V138H63ZM86 139H88V138H86ZM227 139H228V137H227ZM230 139H228V140H230ZM35 140H38V142H40V146L38 145V143H35L36 145H38L37 147H39V148H37L36 147V145L33 143V142H35ZM61 140H62V138H61ZM68 140V139H67ZM85 140V141H84ZM90 140V139H89ZM118 140V139H117ZM119 140V141H120ZM222 140H224V139H222ZM227 140V141H228ZM50 141V142H49ZM63 141V140H62ZM61 141V142H62ZM88 141V140H87ZM127 141V140H126ZM224 141H226V140H224ZM254 141V140H253ZM252 141V142H253ZM4 142H6V143H4ZM12 142L14 143V142H16L15 144H14V147H15V145H17V143H18V145L20 146L19 147V149L21 150V147L23 148V150H25V151H23L22 153H21V151L20 150H18V151H20V152H18V153H21V154H23L24 152V154H25V156L26 157H23V158H26L27 159V161H26V159H23V160H25L26 162H22V164H20L19 165V163H17V164H15L16 162H18L17 160L15 161V162H13L12 160H15V159H17V158H15L18 154H17V149H18V145H17V149H16V147L15 148H12V146L13 145H11V147L10 148H8L9 147V145L10 144H12ZM37 142V141H36ZM55 142V141H54ZM53 142V143H54ZM56 145H57V150H60L63 146H66V147H68L67 146V144L65 145H62L63 144V142L61 143H59L57 140H56ZM206 142V143H207ZM32 143L34 144V145H32ZM52 143V144H53ZM226 143V142H225ZM230 143V142H229ZM228 143V144H229ZM59 144H61L62 145V147H59L58 145ZM253 144V143H252ZM254 144H255V142H254ZM6 145H8V146H6ZM60 145V146H61ZM90 145H91V143H90ZM150 145V144H149ZM154 145V144H153ZM168 145V144H167ZM256 146H257V144H255ZM33 146H35L36 148H34ZM118 146V147H119ZM155 146V145H154ZM240 146V147H239ZM6 147V148H5ZM55 147V146H54ZM157 147V146H156ZM215 147V146H214ZM253 147V148H252ZM258 147V146H257ZM2 148V149H1ZM11 148H12V152L13 153H15L14 155H15V157L13 156V155H11ZM53 148V147H52ZM56 148V147H55ZM54 148V149H55ZM58 148H60V149H58ZM71 148L69 149V150H71ZM116 148V147H115ZM150 148V147H149ZM161 148H163V147H161ZM235 148H237V149H235ZM261 148V147H260ZM10 149V150H9ZM13 149H16V150H13ZM159 149V148H158ZM264 149V148H263ZM2 150V151H1ZM50 150V151H49ZM152 150H154V149H152ZM260 150V149H259ZM10 151V152H9ZM55 151H56V149H55ZM261 151V150H260ZM264 151V150H263ZM70 152V153H71ZM130 152V151H129ZM147 152V151H146ZM152 152V151H151ZM150 152V153H151ZM239 152V151H238ZM262 152V151H261ZM72 153H71V155H72ZM263 153V152H262ZM23 154V155H24ZM105 154H107V158L106 157H104V155ZM229 154V153H228ZM23 155H21V156H23ZM69 155V154H68ZM140 155V154H139ZM223 155V154H222ZM12 156V157H11ZM19 156V155H18ZM21 156H19V157H21ZM50 156H51V158H50ZM66 156H67V154H66ZM133 156V155H132ZM149 156H150V154H149ZM241 156V157H240ZM14 157V159H12L11 160V158H13ZM59 157V156H58ZM69 157V156H68ZM87 157H89V158H91V160L90 159H88ZM235 157L233 158V160L235 159ZM110 158V157H109ZM112 158H110V159H112ZM148 158V157H147ZM150 158V157H149ZM222 158H223V156H222ZM71 159V160H70ZM90 160V163H88V161L87 160ZM244 159V160H243ZM18 160H19V158H18ZM22 160V158L19 160V161H23ZM80 160V161H79ZM133 160V159H132ZM263 160V161H262ZM29 161V165H28V162ZM71 161H73V162H71ZM81 161H83V163L81 162ZM118 161V160H117ZM129 161V160H128ZM135 161V160H134ZM246 161V162H247ZM116 163V165H115V163ZM221 162V163H222ZM249 162V163H250ZM21 163V162H20ZM23 163H27L26 165L25 164H23ZM51 163H52V161H51ZM131 163V162H130ZM62 164V165H63ZM223 164V163H222ZM236 164V163H235ZM247 164V163H246ZM30 165H31V167H33V169L30 167ZM224 165V164H223ZM237 165V164H236ZM235 165V166H236ZM253 165V164H252ZM88 166H91L90 168L88 167ZM113 168H112V167ZM184 166V165H183ZM246 166V165H245ZM247 166H248V164H247ZM65 167V168H64ZM85 167H88L89 168V170H90V172H91V174H92V177H91V179L90 180H88V182H86L85 181V185H82V184H80V183H78V181H76V176H74V173H75V171H76V173L75 174H78L77 176H79L80 177V180L82 181L83 179H84V176H85ZM132 167H134V166H132ZM161 167V166H160ZM219 167H220V165H219ZM64 168V169H63ZM125 168V167H124ZM131 168V167H130ZM144 168V167H143ZM181 168V167H180ZM236 168H238V167H236ZM235 168V169H236ZM240 168V169H241ZM248 168V167H247ZM71 169H73V170H75L74 171V173H72V171H70ZM87 169V168H86ZM129 169V168H128ZM127 169V170H128ZM158 169V168H157ZM163 169H164V167H163ZM167 169V168H166ZM249 169V168H248ZM254 169V168H253ZM61 170V171H62ZM107 170V171H106ZM121 171H122V169H120ZM119 170V171H120ZM181 170V169H180ZM185 170V169H184ZM184 170L183 171H181L183 174H184ZM244 170V169H243ZM252 170V169H251ZM255 170V169H254ZM253 170V171H254ZM118 171V170H117ZM120 171V172H121ZM124 171V170H123ZM237 171H238V169H237ZM236 171V172H237ZM259 171V172H260ZM89 172V171H88ZM102 172V173H101ZM145 172V171H144ZM153 172V171H152ZM152 172H151V175H152ZM159 172V171H158ZM234 172V171H233ZM240 172V171H239ZM258 172V171H257ZM101 173V174H100ZM156 173V172H155ZM117 174V175H116ZM238 174V173H237ZM246 174V173H245ZM258 174V173H257ZM260 174V173H259ZM263 174H261V175H263ZM47 175H48V178H46L47 177ZM126 175V174H125ZM129 175V174H128ZM182 175V174H181ZM241 175V177H242V173L240 174ZM260 175V176H261ZM116 176V177H115ZM127 176V175H126ZM158 176V175H157ZM156 176V177H157ZM183 176V175H182ZM238 176V175H237ZM243 176H245V175H243ZM250 176V175H249ZM264 176V175H263ZM113 177H115V180L114 181H112L113 180ZM153 177V176H152ZM240 177V176H239ZM251 177V176H250ZM249 177V181H252L251 179H253V177L252 178H250ZM257 177V176H256ZM116 178H119V180L117 181L118 183H115V181H116ZM182 178H184V179H186L184 176L182 177ZM243 178V177H242ZM258 178V177H257ZM124 179V178H123ZM135 179V178H134ZM244 179H246V180H248V178H244ZM263 179V178H262ZM121 180H122V182H121ZM127 180H129V179H127ZM242 180V179H241ZM245 180V181H246ZM257 180V179H256ZM84 181V180H83ZM182 181H184V183H185V180H182ZM244 181V180H243ZM260 181H261V179H260ZM259 181V182H260ZM131 182H132V179H131ZM149 182H151V181H149ZM242 182V181H241ZM257 182V181H256ZM123 183H124V185H123ZM130 183V182H129ZM238 183H240V182H238ZM252 183H253V181H252ZM251 182H249V184H247L248 185V188L246 189V188H244L241 184V186L243 187V189H246V193H247V190H248V192H249V190L250 191H252L251 189H253L252 188V186H254L255 184L253 183L252 184ZM130 184H132V183H130ZM257 184H258V182H257ZM126 185V186H125ZM152 185V184H151ZM185 185V184H184ZM244 185V184H243ZM259 185V184H258ZM261 185V184H260ZM259 185V186H260ZM143 186V185H142ZM236 186V185H235ZM132 187V186H131ZM131 187H129V188H131ZM185 187H186V185H185ZM239 187V186H238ZM255 188H259L258 186H254ZM128 188V189H129ZM157 188V187H156ZM240 188V187H239ZM138 189V188H137ZM147 189V188H146ZM236 189H237V186H236ZM136 190V189H135ZM157 190H159V189H157ZM184 190V189H183ZM240 190V189H239ZM256 190H258V189H256ZM259 190H260V188H259ZM139 191V190H138ZM143 191V190H142ZM141 191V192H142ZM84 192H88L87 193V195L88 196H84ZM137 192V191H136ZM149 192H152V191H149ZM148 192V193H149ZM243 192H245V191H243ZM253 192H254V190H253ZM258 192V191H257ZM262 192V191H261ZM84 193V194H83ZM159 193V192H158ZM239 194H240V192H238ZM245 193V194H246ZM255 193V192H254ZM244 194V195H245ZM262 194V193H261ZM133 195V194H132ZM141 195H142V193H141ZM84 196V197H83ZM131 196V195H130ZM135 196V195H134ZM156 196V195H155ZM164 196V195H163ZM168 196V195H167ZM247 196H249V197H247ZM247 198H249L251 201L253 200L254 201V205H258V209H257V211L258 212H262L263 213V211L262 210H264V208H263V206H264V204L262 203L263 202V200H262V202H260L261 201V199L260 200H258L255 196H251V194H248L247 193ZM154 197V196H153ZM263 197V196H262ZM141 198V197H140ZM157 198H158V196H157ZM238 198V197H237ZM131 199V198H130ZM162 201V200H161ZM252 201V202H253ZM138 202V201H137ZM248 202H250L249 200H248ZM166 203H167V201H166ZM237 203V202H236ZM136 204V203H135ZM162 204V203H161ZM243 204V203H242ZM253 204V203H252ZM251 204V205H252ZM148 205H150V204H148ZM165 205V204H164ZM246 205V204H245ZM253 205V206H254ZM263 205V206H262ZM166 206V205H165ZM164 206V207H165ZM197 206V205H196ZM195 206V207H196ZM199 206V205H198ZM197 206V207H198ZM252 206V207H253ZM134 207V208H133ZM147 207V206H146ZM145 207V208H146ZM238 207V206H237ZM249 207V206H248ZM145 208H144V210H145ZM153 208V207H152ZM159 208H161V207H159ZM166 208V207H165ZM247 208V207H246ZM257 208V207H256ZM255 208V209H256ZM254 209V208H253ZM254 209V210H255ZM138 210V209H137ZM143 210V209H142ZM148 210V209H147ZM146 210V211H147ZM150 210V209H149ZM161 210V209H160ZM169 210V209H168ZM244 210H246V209H244ZM153 211V210H152ZM167 211V210H166ZM250 211V210H249ZM160 212V211H159ZM163 212V211H162ZM242 212V211H241ZM130 213L133 215V217H131L130 218ZM144 212L142 211V214H143ZM147 213V212H146ZM145 213V216L148 214H146ZM240 213V212H239ZM248 213V212H247ZM129 214V215H128ZM162 214V213H161ZM246 214V213H245ZM258 214V213H257ZM131 215V216H132ZM157 215V214H156ZM178 215H179V213H178ZM240 215V214H239ZM255 215V214H254ZM263 215V214H262ZM147 216H149V215H147ZM150 216H152V215H150ZM149 216V217H150ZM170 216V215H169ZM238 216V215H237ZM247 216V215H246ZM141 217V216H140ZM157 217V216H156ZM160 217V216H159ZM158 217V218H159ZM172 217H173V215H172ZM252 217V216H251ZM177 218H179L180 219V217H178L177 216ZM244 218V217H243ZM260 218V217H259ZM151 221H153V219L150 217L149 218ZM168 219V218H167ZM174 219V218H173ZM240 219V218H239ZM245 219V218H244ZM247 219H248V217H247ZM255 219H257V218H255ZM261 219H264V216H263V218H261ZM145 220H147V217L145 218ZM165 220H166V218H165ZM236 220V219H235ZM251 220V219H250ZM253 220V219H252ZM130 221V222H131ZM140 221V223H142ZM148 221V224L150 223L149 222V220H147ZM160 221V220H159ZM183 221V220H182ZM181 221V222H182ZM244 221V220H243ZM242 221V222H243ZM124 222V223H123ZM137 222V223H138ZM153 222H155V221H153ZM153 222H152V225L154 226L153 227V229L156 227L154 224H153ZM184 222V221H183ZM244 222H246V221H244ZM249 222V221H248ZM248 222H246V223H248ZM256 222V221H255ZM261 222V221H260ZM123 223V224H122ZM165 223V222H164ZM171 223V222H170ZM169 223V224H170ZM222 222H220L219 223V225L221 224ZM235 223V222H234ZM244 224V225H247V224ZM252 223V222H251ZM122 224V225H121ZM128 224V223H127ZM126 224V226H129V224L127 225ZM131 224V223H130ZM133 224H135L134 222H133ZM148 224H146V225H148ZM225 224H227V223H225ZM230 224V223H229ZM240 224V223H239ZM135 225H137V224H135ZM134 225V226H135ZM142 225V224H141ZM140 225V226H141ZM150 225V224H149ZM219 225H218V227H219ZM224 224H221V228L219 227V229H222V226H223ZM233 225V224H232ZM252 225V224H251ZM255 225V224H254ZM261 225V224H260ZM263 225V224H262ZM261 225V226H262ZM122 226V227H121ZM133 226V227H134ZM145 226V225H144ZM151 226V225H150ZM225 226V225H224ZM224 226H223V228H224ZM235 226H236V224H235ZM238 226H240L241 228H242V226L241 225H238ZM250 229H251V227H250V225H247ZM246 226V227H247ZM264 226V225H263ZM262 226V227H263ZM130 227L132 228V226L130 225ZM157 227H158V225H157ZM156 227V228H157ZM162 227V226H161ZM226 227V226H225ZM233 227V226H232ZM237 227V226H236ZM247 227V228H248ZM127 228V227H126ZM135 228V227H134ZM140 229V227H138L137 226V228H135L136 230L137 229ZM141 228H142V226H141ZM151 228V227H150ZM149 228V229H150ZM168 228V227H167ZM241 228H238V229H240V230H242ZM246 228V229H247ZM248 228V229H249ZM254 228H260L261 229V227H258V226H254ZM128 229H130V228H127V232H129V230ZM144 230H145V227L143 228ZM147 229V228H146ZM152 229V230H153ZM169 229V228H168ZM225 229H228V227L227 228H225ZM252 229H253V227H252ZM263 229H264V227H263ZM133 230V229H132ZM136 230H134V231H136ZM157 230V229H156ZM164 230V229H163ZM171 230V229H170ZM235 230V229H234ZM134 231H132L133 232V234H134ZM143 231V230H142ZM158 231V230H157ZM221 231V230H220ZM223 231V230H222ZM221 231V232H222ZM227 231V230H226ZM233 231V230H232ZM245 230H242V233L244 232ZM251 231V230H250ZM250 231H248V233H251ZM126 232V231H125ZM138 232V231H137ZM228 232V231H227ZM226 232V233H227ZM238 232V231H237ZM247 232V231H246ZM246 232H244L243 234L241 233V232H239L238 233V236H240V234H242L241 236H244V238L243 237H241L242 239H245V236H246ZM253 232V231H252ZM256 232V231H255ZM254 232V233H255ZM260 232H261V230H260ZM160 233H162V232H160ZM165 233V232H164ZM169 233V232H168ZM223 233H225V232H223ZM223 233H221V235L223 234ZM226 233H225V235H226ZM233 234H230V230H229V234L228 235H231V236H228L229 237V239L230 240H228L227 238V236H225L224 234H223V237L224 238H226L227 240H225L222 236V238L224 239L223 241H225L226 242V244L222 241V243H224L226 246L224 247V251L222 250L223 249V247H221V250L225 253V252H227V251H225L226 249H228V247H229V249L231 250V252H229L228 251V253L229 254H224V255H221V254H223V253H220L219 252V249H218V251H216L217 249H210L208 246H206V244H207V239H204L205 240V243H204V247H205V252L207 253V252H215L216 251V253H220V255L219 256H217V254H214V253H212V254H214V255H210L212 258V262L214 263V264H227V263H231V264H242V262H243V260H244V263L243 264H261V262L263 261V263H264V257H262L261 256V254H263V256H264V253H261V249L260 248H262L261 246H258L259 248L257 249L256 248V243H258L257 242V240H256V242L254 241V236H253V234H252V236L250 237V238H252L253 239V241L252 240H250V241H252V242H246V241H248L250 238H248V237H246L247 239H245L244 241H245V243L244 242H242L241 241V239H239V238H237L238 236H237V234H236V232H235V235H234V232H232ZM262 233V232H261ZM264 233V232H263ZM139 234H140V232H139ZM154 234V233H153ZM245 234V235H244ZM257 234V233H256ZM136 235V234H135ZM150 235V234H149ZM152 235V234H151ZM162 235V234H161ZM166 235V234H165ZM233 235V236H232ZM263 235V234H262ZM132 237H133V235H131ZM247 236H248V234H247ZM250 236V235H249ZM260 236V235H259ZM143 237V236H142ZM152 237V236H151ZM155 237V236H154ZM166 237V236H165ZM170 237V236H169ZM201 237H203V236H201ZM200 237V238H201ZM221 237H220V241L222 240L221 239ZM231 237V238H230ZM137 238V237H136ZM145 238V237H144ZM153 238V237H152ZM163 238V237H162ZM161 238V239H162ZM168 238V237H167ZM172 238V237H171ZM173 238H174V236H173ZM196 238V237H195ZM217 239L219 238V237H216ZM256 238H257V235H256ZM142 239V238H141ZM155 239V238H154ZM159 239V237L157 238L156 237V240H158ZM164 239V238H163ZM162 239V240H163ZM217 239H215L216 241H217ZM240 241H239V240ZM259 239V238H258ZM260 239H261V237H260ZM162 240H160V241H157V242H163ZM196 240H198L197 242H196V245H197V243H200V245H203L201 242L202 241H200V239H198V238H196ZM195 240V241H196ZM201 240H202V238H201ZM204 240H203V242H204ZM171 241V240H170ZM195 241L193 242L194 244H193V246L192 247H194L195 246ZM220 241H217L218 243L220 242ZM263 241V240H262ZM215 242V241H214ZM217 242H216V244H217ZM232 242H234V243H236L237 244V248H234L235 246H233L232 244H234V243H232ZM164 243V242H163ZM162 243V244H163ZM166 243V246H168L167 244H168V242H165ZM171 243H173V242H171ZM230 243V244H229ZM232 243V244H231ZM243 243V244H242ZM137 244V243H136ZM140 244V243H139ZM157 244V243H156ZM208 244H209V242H208ZM220 244V243H219ZM223 244V245H224ZM228 244V245H227ZM235 244V245H236ZM254 244H255V246H254ZM150 245V244H149ZM152 245H153V243H152ZM175 245V244H174ZM222 245V246H223ZM230 245H232V249H234V251L235 252H238V253H240V255H235L234 253H233V251H232V249L230 248L231 246ZM136 246V245H135ZM139 246H141V245H139ZM155 246V245H154ZM166 246H165V248H166ZM171 246V245H170ZM134 247V246H133ZM203 247V246H202ZM202 247L200 248V249H202ZM227 247V248H226ZM144 248V247H143ZM162 248H163V246H162ZM172 248V247H171ZM207 248H209V250L210 251H208V250H206ZM136 249V248H135ZM150 249V248H149ZM178 249V248H177ZM194 249V248H193ZM193 249H190V253H191V251H194ZM263 249V248H262ZM117 250H119L120 251V253L122 252V255L124 256H122V258H119L117 255H119V253H116V252H118ZM166 250H168V249H166ZM195 250H196V248H195ZM198 250V249H197ZM211 250H213V251H211ZM239 250H241V252L239 251ZM258 250L260 251V253L258 252ZM169 251V250H168ZM200 252L199 253H202V255H203V253H204V255H205V258L207 259V262L209 263L210 261L208 260V259H210V258H208V255L210 254V253H205V252H202L201 250H199ZM124 252V253H123ZM143 252V251H142ZM165 252V251H164ZM178 252V251H177ZM182 252V251H181ZM185 252V251H184ZM187 252V251H186ZM198 251H196V252H194V253H192L193 254V256L192 255H187L188 257H190V259L193 257V258H196L197 259V257H198V253H197ZM262 252H264V251H262ZM138 253V252H137ZM159 253V252H158ZM189 253V252H188ZM196 253V256L197 257H194L195 254ZM237 253V254H238ZM142 254V253H141ZM168 254V253H167ZM176 254V253H175ZM178 255L177 256H179V253H177ZM236 256V257H234V255ZM148 255V254H147ZM156 255V254H155ZM161 255H162V253H161ZM164 255V254H163ZM173 255H174V253H173ZM182 255H183V253H182ZM182 255H180V256H182ZM225 255H228V259L229 260H227V256L225 257V258H222V257H224ZM148 256H150V255H148ZM154 256V255H153ZM166 256V255H165ZM169 256V255H168ZM172 256V255H171ZM176 255H174V257H175ZM187 256H185V254H184V260H186L185 258H187ZM207 256V257H206ZM209 256V257H210ZM238 256H241L240 258H242L241 260H242V262L240 261V258L238 257ZM183 257V256H182ZM200 257V256H199ZM199 257H198V260L196 261L197 263L196 264H198V263H200L201 261L203 262V260L205 259H201V261L199 260ZM263 258V260H262V258ZM167 258H171V257H167ZM173 258V257H172ZM179 258V257H178ZM178 258L176 257L175 258V260H178ZM192 258V261H190V260H186V262L185 263H187L188 261L189 262H191V264L194 262L193 259ZM201 258V257H200ZM152 259H153V257H152ZM182 259V258H181ZM195 259V260H196ZM221 259H223V260H221ZM225 259V260H224ZM174 260V261H175ZM168 261H169V259H168ZM180 261V260H179ZM182 261V260H181ZM225 261H228L227 263H225ZM156 262V261H155ZM157 262H159V261H157ZM171 262H173V261H171ZM170 262V263H171ZM189 262H188V264H189ZM207 262H204V263H202V264H206ZM177 263V262H176ZM207 263V264H208ZM173 264V263H172ZM195 264V263H194ZM211 264V263H210Z\"/></svg>","mask_w":264,"mask_h":264}]
</instances>
